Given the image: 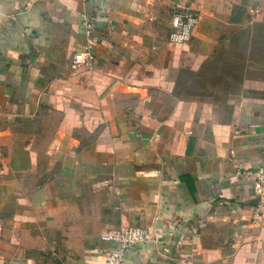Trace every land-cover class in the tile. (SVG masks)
<instances>
[{
	"label": "crops",
	"instance_id": "1",
	"mask_svg": "<svg viewBox=\"0 0 264 264\" xmlns=\"http://www.w3.org/2000/svg\"><path fill=\"white\" fill-rule=\"evenodd\" d=\"M262 166L264 0H0V264H264Z\"/></svg>",
	"mask_w": 264,
	"mask_h": 264
},
{
	"label": "built area",
	"instance_id": "2",
	"mask_svg": "<svg viewBox=\"0 0 264 264\" xmlns=\"http://www.w3.org/2000/svg\"><path fill=\"white\" fill-rule=\"evenodd\" d=\"M199 23V18L191 12V9L181 4H176L171 20V32L169 40L175 44L188 41ZM88 29L90 25L87 23ZM92 51H85L73 55L71 68L80 70L88 67L93 60ZM254 179L253 195L256 202L250 215V222L264 227V166L250 171ZM1 230V227H0ZM100 238L117 243L115 248L109 249L105 254V264H131L126 258L127 249L147 240L146 231L136 225L122 223L116 227L103 231Z\"/></svg>",
	"mask_w": 264,
	"mask_h": 264
}]
</instances>
